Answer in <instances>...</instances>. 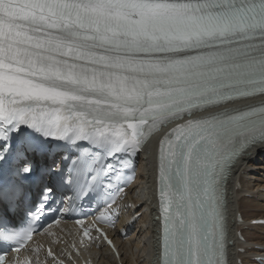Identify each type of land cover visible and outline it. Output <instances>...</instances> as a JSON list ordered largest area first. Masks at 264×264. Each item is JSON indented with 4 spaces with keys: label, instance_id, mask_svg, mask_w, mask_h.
<instances>
[{
    "label": "snow or ice",
    "instance_id": "snow-or-ice-1",
    "mask_svg": "<svg viewBox=\"0 0 264 264\" xmlns=\"http://www.w3.org/2000/svg\"><path fill=\"white\" fill-rule=\"evenodd\" d=\"M172 124L159 141L161 264H226L223 182L264 148V0H0V177L28 178L31 156L87 141L98 151L80 171L111 189L125 157ZM18 195L0 180V202ZM33 232L0 228V243L20 253Z\"/></svg>",
    "mask_w": 264,
    "mask_h": 264
},
{
    "label": "bare ground",
    "instance_id": "bare-ground-1",
    "mask_svg": "<svg viewBox=\"0 0 264 264\" xmlns=\"http://www.w3.org/2000/svg\"><path fill=\"white\" fill-rule=\"evenodd\" d=\"M261 98L245 101L260 104ZM158 137L141 154V171L129 189L128 203L111 230L118 247V257L104 247L96 250L97 264H155L159 260L157 206ZM230 221V264H262L264 261V148H256L234 165L227 184ZM124 202L123 205H126ZM239 215L243 222L239 221ZM239 234V237H238ZM245 239V240H243ZM95 260H97L95 258Z\"/></svg>",
    "mask_w": 264,
    "mask_h": 264
}]
</instances>
